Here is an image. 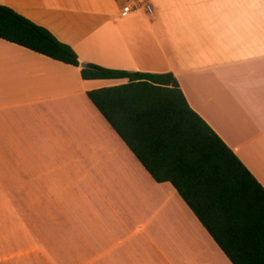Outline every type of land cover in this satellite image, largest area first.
<instances>
[{"label": "crops", "instance_id": "obj_1", "mask_svg": "<svg viewBox=\"0 0 264 264\" xmlns=\"http://www.w3.org/2000/svg\"><path fill=\"white\" fill-rule=\"evenodd\" d=\"M124 1L0 4L80 62L171 72L264 187V0H134L121 15ZM126 81L82 79L78 67L0 38V264H231L86 95Z\"/></svg>", "mask_w": 264, "mask_h": 264}, {"label": "trees", "instance_id": "obj_2", "mask_svg": "<svg viewBox=\"0 0 264 264\" xmlns=\"http://www.w3.org/2000/svg\"><path fill=\"white\" fill-rule=\"evenodd\" d=\"M0 38L78 67L82 79H126L86 95L152 179L174 187L231 264H264V187L190 107L171 72L81 67L68 44L3 4Z\"/></svg>", "mask_w": 264, "mask_h": 264}, {"label": "built area", "instance_id": "obj_3", "mask_svg": "<svg viewBox=\"0 0 264 264\" xmlns=\"http://www.w3.org/2000/svg\"><path fill=\"white\" fill-rule=\"evenodd\" d=\"M124 2L125 3L121 8V15H126L135 11L139 7L138 5H140L139 2H135L134 0H125ZM144 9L148 14H152L154 11L153 6L150 3H145Z\"/></svg>", "mask_w": 264, "mask_h": 264}, {"label": "water", "instance_id": "obj_4", "mask_svg": "<svg viewBox=\"0 0 264 264\" xmlns=\"http://www.w3.org/2000/svg\"><path fill=\"white\" fill-rule=\"evenodd\" d=\"M80 66H81V67H86V68L89 67V65H88L87 63H84V62H81V63H80Z\"/></svg>", "mask_w": 264, "mask_h": 264}, {"label": "rangeland", "instance_id": "obj_5", "mask_svg": "<svg viewBox=\"0 0 264 264\" xmlns=\"http://www.w3.org/2000/svg\"><path fill=\"white\" fill-rule=\"evenodd\" d=\"M90 101V100H89ZM96 109V108H95ZM38 177H43V176H38ZM197 246H198V244H197ZM199 254V253H198Z\"/></svg>", "mask_w": 264, "mask_h": 264}]
</instances>
